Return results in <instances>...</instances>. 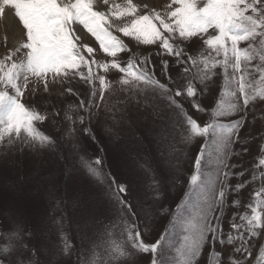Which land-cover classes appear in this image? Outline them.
Returning a JSON list of instances; mask_svg holds the SVG:
<instances>
[{
	"label": "snow or ice",
	"instance_id": "1",
	"mask_svg": "<svg viewBox=\"0 0 264 264\" xmlns=\"http://www.w3.org/2000/svg\"><path fill=\"white\" fill-rule=\"evenodd\" d=\"M0 28V264H264V0H0Z\"/></svg>",
	"mask_w": 264,
	"mask_h": 264
},
{
	"label": "rangeland",
	"instance_id": "2",
	"mask_svg": "<svg viewBox=\"0 0 264 264\" xmlns=\"http://www.w3.org/2000/svg\"><path fill=\"white\" fill-rule=\"evenodd\" d=\"M148 2L150 4L157 5V4L162 3L163 0H148ZM1 36H2V34H1ZM2 51H3V48H2V46H0V52H2ZM217 83H219V81ZM54 91H55V89H54ZM214 94H215V90H214ZM40 99H41L40 97H37V101L38 102H39ZM53 99L55 100L56 97L53 96ZM204 103L205 104H208L209 103V100H205ZM201 119L202 120L203 119H207V117L202 116ZM260 128H261V122L258 121L257 124H256V126H255V128L252 129V133L255 134ZM258 143H259V141L257 140V141H253L250 145H248V147L250 148V151H249V153H247L246 155L243 156L242 161H237V160L234 159L233 162L243 163V166L244 167H246V168L249 167L250 163L252 162V158L254 156H256V154H257V144ZM57 181L62 186L65 183H67L69 195H72L73 193H77V192H79V191H81L83 189V185L82 184L78 183L75 180H67L66 181L65 180V177L62 176V175H59V174L57 175ZM233 182H235V181H233ZM249 191H250V189H248V188H245L244 189L243 196H242V202H246L247 201V196H248V192ZM243 210H244L243 208L240 209V211H243ZM227 211H228V214H230L231 211H232V209L229 208ZM225 227H227V224H225ZM152 235L155 236L156 233L154 232ZM145 238L147 239V237H145ZM164 259L166 261H169L170 262L173 259V257H172L171 254H169V255L165 256Z\"/></svg>",
	"mask_w": 264,
	"mask_h": 264
},
{
	"label": "bare ground",
	"instance_id": "3",
	"mask_svg": "<svg viewBox=\"0 0 264 264\" xmlns=\"http://www.w3.org/2000/svg\"><path fill=\"white\" fill-rule=\"evenodd\" d=\"M1 34L3 35V30H2V28H0V36H1Z\"/></svg>",
	"mask_w": 264,
	"mask_h": 264
}]
</instances>
